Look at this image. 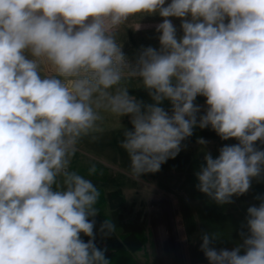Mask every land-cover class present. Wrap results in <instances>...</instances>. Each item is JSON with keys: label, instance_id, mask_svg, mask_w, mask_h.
Here are the masks:
<instances>
[{"label": "clouds", "instance_id": "1", "mask_svg": "<svg viewBox=\"0 0 264 264\" xmlns=\"http://www.w3.org/2000/svg\"><path fill=\"white\" fill-rule=\"evenodd\" d=\"M146 14L164 18L160 47L132 62L117 33ZM133 80L150 103L130 93ZM102 113L130 120L120 146L133 180L210 126L238 143L215 158L205 151L198 191L219 205L246 194L264 179V0H0V264H110L95 243L100 192L70 170L80 140L103 130ZM256 199L242 243L217 249L218 235L203 233L209 264H264V196ZM115 229L105 219L99 232Z\"/></svg>", "mask_w": 264, "mask_h": 264}, {"label": "rangeland", "instance_id": "2", "mask_svg": "<svg viewBox=\"0 0 264 264\" xmlns=\"http://www.w3.org/2000/svg\"><path fill=\"white\" fill-rule=\"evenodd\" d=\"M170 2V0H169ZM164 18L158 14L137 15L120 26L117 33V42L123 44V51L126 58L135 62L140 50L144 47L152 46L159 48V35L156 26ZM177 28L178 35H182L179 18H171ZM130 93L145 102H151L146 91L139 86L138 81H131L129 84ZM168 102V101H165ZM164 102V103H165ZM166 106V105H165ZM168 107V106H167ZM104 119L99 123L103 129L99 133H94L97 138L91 136L83 137L77 145L76 155L72 158L70 170L78 172L85 178L90 179L98 190L104 193L113 189H121L124 195L125 207L136 204L137 209L142 201L145 204L146 212V232L148 241L144 248L132 255L136 264H159L155 256V246L151 243V229L148 222L149 214L154 212L158 217V224L163 235L167 234L166 219L170 223V230L175 235L174 245L177 256L174 260L176 264H209L203 252L200 250L201 236L204 232L216 233L219 240L213 243L217 249L227 248L231 250L238 243H242L240 232L246 231L243 226L246 223L247 208L251 205H259L258 196H264V179H253L249 191L242 196H234L233 203L219 205L212 201L205 194L198 191L196 185L198 180L194 170L200 160H203L205 151L219 155V149L225 144H236L237 140L227 141L219 139L210 146L201 144L186 145L182 148L185 155L190 160V170L192 174L162 171L159 173L145 175L139 180H133L129 171L112 165L106 170H97L96 174L89 175L88 169L101 161L100 152L102 150L101 140L109 138L121 140L119 135L125 128H129L128 117H116L109 113H102ZM85 145L95 149L85 148ZM256 146L264 149V143L256 142ZM181 151V152H182ZM181 157V156H180ZM102 167V166H101ZM96 169H98L96 167ZM94 176V177H93ZM99 213H101L100 209ZM164 235V236H165ZM167 264H175L170 259Z\"/></svg>", "mask_w": 264, "mask_h": 264}, {"label": "crops", "instance_id": "3", "mask_svg": "<svg viewBox=\"0 0 264 264\" xmlns=\"http://www.w3.org/2000/svg\"><path fill=\"white\" fill-rule=\"evenodd\" d=\"M206 98L203 96H198L196 98V101L194 103L198 104L201 106V113L198 114L202 115L204 113V110L206 108V104H205ZM166 105V106H165ZM163 106L165 107L166 110H170V103L169 102H165L163 104ZM168 106V107H167ZM129 129H131L132 125H129ZM124 132V130H123ZM123 132H120L119 135L121 137V140H112V139H104L101 140V144H102V150L100 152L101 155V161L100 165H103L107 168H111L112 165L117 166L118 168H122L123 170H127L130 171V159L129 156L127 154V152L120 146L121 141L123 140ZM199 138H203L204 140L207 141V144L204 146H210L211 144H213L215 141H219L220 137L217 135V133L211 129V127L209 126L208 128L205 129H200L199 127H196L193 129V135L189 138H187L185 141L182 142V144L184 145H191V144H199L198 140ZM235 140V139H234ZM90 148V149H95L94 146L90 147V146H86L85 148ZM182 151V150H181ZM174 158V159H169L166 163H164L161 166V170L159 172L162 171H172L174 172V170H177L178 172L181 173H186V175H190L192 174L191 170H190V160H188V156H186L184 153V151H182ZM181 156V157H180ZM213 158H215V154L212 153ZM204 164V158L203 160H200L197 165H196V170L194 171H199L201 165ZM157 172V173H159ZM194 172V173H196ZM153 173H149L147 175H150ZM156 173H154L155 175ZM123 200H124V195L122 194ZM91 219V218H90ZM158 217L155 216L154 212L152 214H149L148 216V224L150 226L151 229V243H154L155 246V256L156 258H158L159 264H167L169 261H171L170 259L173 260V262L176 264L177 262L174 260V258H176L177 256V250L175 248L174 245V239H175V235L172 234L171 230H170V223L169 221L166 219L165 223L167 226V234L164 236L162 233V229L160 228L159 224H158ZM96 220V224L94 226V233L96 234V240L95 243L98 247H106L107 249L110 250H122L124 249L123 243H122V239L120 238V230L119 229H115V231L111 234V236L109 237H103L102 234L99 232L100 229V225L103 223V221L105 219H101L98 218L97 216L95 217ZM81 238L87 242V240L89 239L86 236H83V234H81Z\"/></svg>", "mask_w": 264, "mask_h": 264}, {"label": "trees", "instance_id": "4", "mask_svg": "<svg viewBox=\"0 0 264 264\" xmlns=\"http://www.w3.org/2000/svg\"><path fill=\"white\" fill-rule=\"evenodd\" d=\"M96 167L97 170H106L103 165ZM99 192L100 197L96 207L101 208V213H98L97 217L110 219L115 223L116 228L120 230V238L124 246L122 250L100 248L107 249L106 257L110 260V264H136L132 255L140 252L148 241L144 202L139 203L138 209L134 203L126 208L121 189H113L106 193L99 190Z\"/></svg>", "mask_w": 264, "mask_h": 264}]
</instances>
